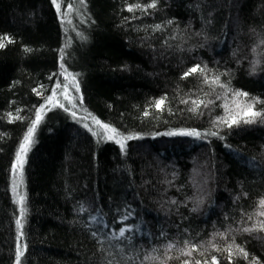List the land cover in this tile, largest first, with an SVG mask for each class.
Listing matches in <instances>:
<instances>
[{
	"label": "trees",
	"instance_id": "1",
	"mask_svg": "<svg viewBox=\"0 0 264 264\" xmlns=\"http://www.w3.org/2000/svg\"><path fill=\"white\" fill-rule=\"evenodd\" d=\"M151 2L59 0L61 12L72 4L62 18L52 0H0L12 41L0 48V264H17L18 246L20 264H264V230H243L264 221V115L217 124L231 91L184 76L206 65L264 101V0ZM136 4L146 10L129 12ZM64 69L79 83L75 107L59 95L64 107L45 106ZM193 100L207 107L189 111ZM41 107L21 205L13 166ZM93 118L133 138L122 151L84 126L102 132ZM191 131L201 135L169 134Z\"/></svg>",
	"mask_w": 264,
	"mask_h": 264
},
{
	"label": "snow or ice",
	"instance_id": "2",
	"mask_svg": "<svg viewBox=\"0 0 264 264\" xmlns=\"http://www.w3.org/2000/svg\"><path fill=\"white\" fill-rule=\"evenodd\" d=\"M81 4L84 3V0H79ZM52 3L57 9V12L61 15L62 18H66L69 16L71 10H72V4L68 3L67 8L65 11L61 12V4L59 3V0H52ZM156 6V0H152L151 3H149L146 7L147 8H154ZM136 10H146V8H141L140 4H136L134 7L130 6L128 8L129 12H133ZM65 22L64 19H62V23ZM68 23H71V20H67ZM157 29L160 28V25L156 26ZM12 41L7 37V36H0V48H4L6 43H11ZM61 68L63 69V65H61ZM210 70L207 68L206 65L201 66V65H195L192 68H190L187 72H185L184 76H190L195 73H199L204 77V82L206 84L210 85H218L221 88L225 89V97L227 96V93L231 91L232 93V100L230 103H225L223 105L225 109L226 115L221 117L216 121L217 124H224L227 127H232L235 124H239L241 122L245 124H251L256 122V118L264 115V112L260 110L255 109V105L259 103H264V101L259 100L258 98L251 97L249 98V93L243 92V91H232L231 89L227 88V85L221 84L220 82V76L221 75H226V73H218L213 77H209L208 73ZM65 76L64 81H57L54 88L52 89V94L46 99L45 106L47 105H52L55 104V106L58 107H64V104L57 99V96H63L64 100L68 102L69 105L72 107H75V104L72 103L73 97L69 93L70 88H74L75 91H79V83L77 82L76 76L72 75L70 73H67V70L64 69L63 73ZM55 75V74H54ZM70 77V80H69ZM51 79V77H50ZM59 90V92L57 91ZM39 94V93H38ZM245 98V99H240V98ZM219 98V97H218ZM184 103H188V101H183ZM165 103L164 99H161L156 102L155 106L157 108H161L162 105ZM193 107L189 109V111H197L201 105H204L207 107V104L205 103L204 100H193L192 101ZM45 107H41L39 111L36 113L35 120L32 123V127H30L24 137L23 143L20 145L19 151L17 153L16 157V164L13 166V171L17 172L22 169L23 163H24V157L27 153L29 145L32 143V138L33 134L35 132L36 126L40 123L42 119V113L44 112ZM67 111L68 109L65 108ZM147 114V113H146ZM75 115V113H73ZM15 119H19V117H15ZM95 125L99 126L100 129H102V132H96L94 131L87 123H85V127L89 128L90 131H93V135H99L101 139H107V140H114L117 144L120 145L121 150H124V143L123 141L126 139H132L133 137H123L121 134L118 132V130L114 127H111L110 125L106 123H102L100 120L93 118ZM170 135H188V136H196L199 137L201 133L191 131V132H180V133H169ZM206 135H217L215 132H209ZM19 203L23 205L24 203V198L20 197ZM259 206L264 209V200H261L259 202ZM24 209H21V213L23 215ZM258 215L264 216V211L258 213ZM128 217L125 216L124 219L126 220ZM17 225L22 228V224L20 220H17ZM106 226V225H105ZM259 228L260 230H264V221L260 222L258 225L253 226V228H245L243 229L245 232H251L255 230L256 228ZM128 231V229L121 228L119 229L118 233H114V238H121L125 236V232ZM223 235V234H221ZM189 242L185 241V244L187 245ZM175 247L174 244H169L167 246L168 251H171V249ZM196 245H191L187 250L185 249H180V254L183 256H188L191 257L192 253L196 251ZM229 251V259L231 260V257L233 256V252L231 250V247L228 249ZM237 251L239 254L243 255L245 258H247L248 253L242 249V248H237ZM23 255V251L20 249L18 246V253H17V264H20V256ZM147 259V257H146ZM154 259V258H153ZM183 264H192L191 261L185 260ZM195 264H201L199 260L195 261ZM205 264H209V262H205ZM210 264H219L218 260L216 257H212Z\"/></svg>",
	"mask_w": 264,
	"mask_h": 264
},
{
	"label": "rangeland",
	"instance_id": "3",
	"mask_svg": "<svg viewBox=\"0 0 264 264\" xmlns=\"http://www.w3.org/2000/svg\"><path fill=\"white\" fill-rule=\"evenodd\" d=\"M19 173L20 170L15 172L14 176H12V184H11V191L13 195L15 196V202L17 203V200L20 199V180H19ZM17 194V195H16ZM17 197V198H16Z\"/></svg>",
	"mask_w": 264,
	"mask_h": 264
}]
</instances>
